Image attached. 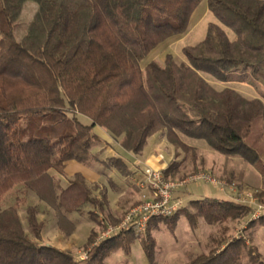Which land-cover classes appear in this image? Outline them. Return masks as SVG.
Returning a JSON list of instances; mask_svg holds the SVG:
<instances>
[{
    "label": "trees",
    "instance_id": "trees-1",
    "mask_svg": "<svg viewBox=\"0 0 264 264\" xmlns=\"http://www.w3.org/2000/svg\"><path fill=\"white\" fill-rule=\"evenodd\" d=\"M201 1L116 0L112 10L109 0H0V264H104L112 251L129 254L135 237L122 232L92 246L84 261L76 260L39 243L43 224L37 207L26 206L25 230L17 206L5 205L8 195L22 187L54 210L63 234L74 231L66 214L84 206L92 209L88 217L99 226L105 196H94L80 174L63 189L50 174L63 173L69 161L99 162L91 154L102 142L95 127L133 155L156 133L192 157L194 148L181 137L203 141L264 176V0H205L218 24L209 23L202 41L182 49L186 63L166 55L163 65L141 67L159 44L186 32ZM203 74L220 83L250 84L260 97L216 90ZM103 165L128 174L120 158ZM179 166L170 162L165 179L171 180ZM242 176L236 177L239 189ZM234 178L231 174L229 181ZM190 205L195 212L186 211L187 219L200 216L208 225L252 211L215 198ZM157 221H150L146 232ZM95 236L91 231L86 246ZM152 245L150 238L142 243L148 264H154ZM243 248V240L234 239L187 264H240ZM247 252L262 264L252 248Z\"/></svg>",
    "mask_w": 264,
    "mask_h": 264
},
{
    "label": "rangeland",
    "instance_id": "rangeland-1",
    "mask_svg": "<svg viewBox=\"0 0 264 264\" xmlns=\"http://www.w3.org/2000/svg\"><path fill=\"white\" fill-rule=\"evenodd\" d=\"M109 4L111 9L114 10L116 0H109ZM217 22V19L207 9L206 1L202 0L196 7V10L192 15V19L189 25L190 27L188 29L190 33L186 35V30L184 34L173 36L163 43L159 44L143 59V61L141 62V67L144 68L150 62H155L159 65H162L165 54L167 53L172 55V58L176 63H186V59L182 54V49L187 46L196 45L197 43L202 41L206 34L207 25L209 23ZM202 76L216 90L222 88V85H226V83L215 81L208 75L203 74ZM236 83L237 84L228 85L227 87L233 90H237V92L245 95L246 97H260L258 90L250 84L239 82ZM88 123L89 121H87V124ZM109 141V144H106V146H103L101 144L103 150L106 151V149L110 148L109 146H111V148H114V143L111 142V140ZM189 142H191L190 145L201 146L198 147V149H194L195 157H192L193 155L191 152L183 153L181 150H178V152L172 151L168 153L166 152L164 147L159 148L154 152V156H156V158L159 154L164 157V153H166L167 155H172L171 162L174 160L180 164L178 172L176 174H172V176L170 175V179L172 181L178 183L186 179L191 174L203 172L209 173L216 179L230 182V175L234 174L235 178L231 182L238 187L239 185L237 184L239 182L236 180V177L240 172H242L243 176L239 190H246L253 193L264 206V176L260 175L253 166L249 165L238 156L226 157L218 154L209 149V147L203 141L190 139ZM99 156L101 158H104L105 162L111 158L109 157L110 154L104 153L103 155V153L101 152ZM262 162L264 165V158ZM104 189L107 190L105 187ZM22 190L23 188L21 187L15 191H12L10 195H8V197L5 199V205L17 206L19 218L26 230V206L31 205L39 207L40 201L33 193L23 192ZM125 192V195L119 200L118 209L121 213V216L117 220H115V222L108 221L105 218L106 214H104V212H102L101 214L97 213L99 224H102L103 228L101 229L100 225H97L98 228H96L94 231L96 233V236L94 238L93 244L91 246L85 245L83 249L79 248L77 250L78 253H76V256L77 258L79 257V261H84L87 258V252L92 246L103 241L100 240V237L106 232L107 226H114L119 224L126 213L139 204L140 198H137V194H135L134 190L131 191L130 188H127ZM227 194L229 195L227 200L236 202L235 195H233L232 193H226V195ZM174 195L177 198L181 199L184 203L183 206H185L184 210L180 212V215L176 216L177 218L168 220L163 219L154 222L150 226L146 234L143 233L138 236L133 234L135 240L132 242V244L134 242H139L142 246V243L149 238L153 242L152 252L154 264H187L188 261L198 255H206L211 250H221L226 243L234 239L243 240L246 246V248L242 249L240 264H257L254 263L249 256L247 247L252 248L255 253L259 255L262 264H264V209L260 212L259 216L255 220L251 218L250 213L245 217H240L234 220H227L224 223L208 225L200 216H197L193 221L190 222L187 219L185 212H195L194 207L190 205L191 202L189 201H198L206 198L220 197L221 193L216 189V187L211 184L205 183H190L186 186L178 188V190L175 191ZM23 200L25 201V203L23 202ZM84 213L86 214L87 211L84 210ZM89 226L90 224L84 222V225L79 227V229L77 230L78 240L81 243H83L87 238V235L89 233ZM26 232L28 233V231ZM63 235L66 236L65 234ZM44 242H49V236H46L44 238ZM148 244L151 245L150 243ZM119 250L120 249L112 251L106 258L110 257L114 252ZM139 253L140 255L136 254L134 258L135 263L148 264V261L141 255V252ZM80 258H84V260H81ZM107 264L111 263L107 262Z\"/></svg>",
    "mask_w": 264,
    "mask_h": 264
},
{
    "label": "crops",
    "instance_id": "crops-1",
    "mask_svg": "<svg viewBox=\"0 0 264 264\" xmlns=\"http://www.w3.org/2000/svg\"><path fill=\"white\" fill-rule=\"evenodd\" d=\"M193 14H194V12H193ZM192 15H191L190 20H189L186 35L188 33H190V31L188 29L190 27L189 25H190V21L192 19ZM216 24H218V22ZM226 32L228 33L230 38H233V34L231 31L226 30ZM166 55H171V54L167 53V54H165V57H166ZM164 59H163V63H164ZM178 64H180V63H178ZM231 84H237V83L236 82H227L226 85H222L223 87L220 88L219 90H222L224 88H228L227 86L231 85ZM235 91L237 92V90H235ZM241 95L247 99L259 98L257 96L256 97H246L243 94H241ZM263 104H264V101H263ZM80 121L87 124L88 120L86 118L82 117V118H80ZM93 132L98 138H100L102 140L101 143L95 145L91 150V154L99 162H92L90 165H83V164L77 163L75 161H69L65 164V167L63 169V173L59 174L56 171L51 170L50 174L54 178L55 182L58 184L60 189L65 188L68 185V182L70 181V179L75 174L82 175L86 185L88 186V188H90V190L92 191L94 196H96V197H100L102 195L105 196L106 201H107V206L105 207V211H104V214H106L105 218L108 221H115L121 216L120 215L121 213L119 212V209H118L119 208V200L121 197H123L125 195V193H126L125 191L127 188H130L131 191L134 190L135 194H137L136 195L137 198H139L140 191H139V188L137 187V183L142 178V170L146 166L153 167V168H164V169H166V167L171 162L172 155H167L166 153H164V159L162 162H160V161H158L156 156H154V152L156 150H158L159 148H162V147H164V149L168 153H170L172 151L178 152V150H175V148L173 146H171L169 143H167V141L165 140L164 136L161 133H156L147 139L146 145L139 155H133V154L124 152L120 148L119 144L117 142L113 141L111 139V137L109 136V134L105 130H103L99 127H95L93 129ZM109 140H111V142L114 143V146H113L114 148H111V146H109L110 148L106 149V151H105V150H103L102 145L106 146V144H109V142H110ZM181 140L187 146L192 147L194 149H198V147H201L200 145H196V146L190 145L191 142H189V140H187V139H184L183 137H181ZM100 152L103 153V155H104V153L110 154L109 157H111V158H120L124 162V164L126 165V167L128 169V174L122 175L121 173H119L114 168H106L105 165H103V162H105L104 158H101L99 156ZM107 184L109 187L107 186ZM104 187L107 190H105ZM228 197H229L228 194L226 195V194L221 193L220 197L215 198V199L227 200ZM189 202H192V201H189ZM42 203L43 202L40 201V203H39L40 206L37 207L38 208L37 219L39 222H41L43 224V230L41 233V240L39 243L43 246L55 248V249H58L60 251H67L76 260H79L78 259L79 257L77 258V256H76V253H78L77 250L79 248L83 249V247L86 245L88 236L90 235L91 231H95V229L98 228V226L95 223H93L88 217V212H90V210H92V209L89 206H84L81 210H79L77 212L66 214V218L74 226V231L70 235L64 236L60 232L59 228L57 227V218H56L54 210H52L46 204H44V203L42 204ZM182 204H184V203L182 202ZM184 207L185 206H183L182 209H180L177 212V214H178L177 216H179L180 212L184 210ZM86 208H88V209H86ZM84 210L87 211V213H86L87 215L84 213ZM101 213H99V214H101ZM84 222L90 224V226H89V233L87 235L86 240L83 243H81L78 240L77 230L79 229V227L84 225ZM46 236H49V242L48 243L44 242V238ZM139 252H141V255L143 257H145V259H146V256L143 252L141 244L139 242H134L130 247V254L129 255H125V253L123 251H120V250L116 251L110 257L105 259L104 264H107V262H110L111 264H136L134 258L136 256V254L140 255Z\"/></svg>",
    "mask_w": 264,
    "mask_h": 264
},
{
    "label": "built area",
    "instance_id": "built-area-1",
    "mask_svg": "<svg viewBox=\"0 0 264 264\" xmlns=\"http://www.w3.org/2000/svg\"><path fill=\"white\" fill-rule=\"evenodd\" d=\"M157 158L160 162L164 159L160 154ZM164 170V168L149 166L142 170V178L137 183L140 191L139 204L129 210L119 224L107 226L106 232L101 235L100 240L111 238L122 232H131L138 236L146 232L150 221L165 220L173 217L183 207L182 200L177 198L174 193L178 188L190 183L211 184L222 194L232 193L235 195L237 203L252 209L251 218L254 220L264 209V206L253 193L239 190L234 183L216 179L209 173L191 174L177 183L165 179ZM80 259L84 260V258Z\"/></svg>",
    "mask_w": 264,
    "mask_h": 264
}]
</instances>
